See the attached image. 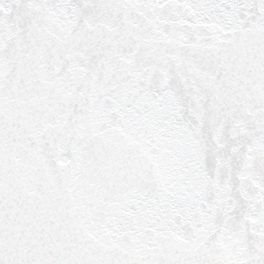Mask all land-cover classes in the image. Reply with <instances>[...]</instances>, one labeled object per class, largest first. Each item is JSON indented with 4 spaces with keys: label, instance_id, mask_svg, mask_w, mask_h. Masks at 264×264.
<instances>
[{
    "label": "snow or ice",
    "instance_id": "6c2138e0",
    "mask_svg": "<svg viewBox=\"0 0 264 264\" xmlns=\"http://www.w3.org/2000/svg\"><path fill=\"white\" fill-rule=\"evenodd\" d=\"M0 264H264V0H0Z\"/></svg>",
    "mask_w": 264,
    "mask_h": 264
}]
</instances>
